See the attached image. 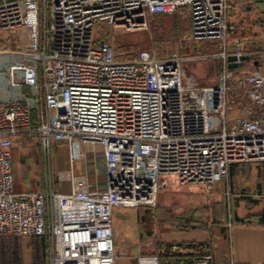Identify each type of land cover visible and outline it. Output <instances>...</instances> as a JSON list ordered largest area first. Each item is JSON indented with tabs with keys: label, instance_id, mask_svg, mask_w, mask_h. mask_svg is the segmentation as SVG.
I'll list each match as a JSON object with an SVG mask.
<instances>
[{
	"label": "built area",
	"instance_id": "obj_1",
	"mask_svg": "<svg viewBox=\"0 0 264 264\" xmlns=\"http://www.w3.org/2000/svg\"><path fill=\"white\" fill-rule=\"evenodd\" d=\"M264 1V0H262ZM229 0H0V237H31L46 245V264H117L116 208H155L168 178L212 195L235 164L264 165V72L240 73L245 52L229 45ZM181 13L190 37L217 51L123 59L95 33L98 23L141 31L148 19ZM16 44L14 50L9 44ZM216 60L220 71L204 85L187 63ZM20 142L51 159L55 143L74 159L79 146H99L105 187L91 191L85 176L73 189L15 190L12 149ZM175 255L192 251L169 246ZM192 264H208L201 248ZM138 264H161L138 256ZM181 264H190L182 262Z\"/></svg>",
	"mask_w": 264,
	"mask_h": 264
},
{
	"label": "rangeland",
	"instance_id": "obj_2",
	"mask_svg": "<svg viewBox=\"0 0 264 264\" xmlns=\"http://www.w3.org/2000/svg\"><path fill=\"white\" fill-rule=\"evenodd\" d=\"M190 30V20L181 13L149 18L147 27L141 31L114 29L106 23H98L95 27V33L110 42L123 59H134L144 50L160 57L172 53L190 56L218 50L215 45L195 43L190 37ZM13 33L21 40L27 38L26 31L21 28L15 31L0 29V52L6 49L4 39L13 37ZM15 48L12 40L9 49ZM258 49L264 62V46ZM186 66L204 85L215 83L220 71L218 61L213 59L187 63ZM19 153L21 162L15 167L17 184L24 185V190L42 189L52 178L56 185L53 158H47L39 148H20ZM223 184L226 190L228 184ZM214 195H208L200 185H182L170 177L155 208H116L114 225L120 230L119 238L129 247L128 251L142 246V250L150 254L162 245L163 236L169 232L204 228L211 209L216 205ZM46 248V243L40 239L0 237V264H46Z\"/></svg>",
	"mask_w": 264,
	"mask_h": 264
},
{
	"label": "crops",
	"instance_id": "obj_3",
	"mask_svg": "<svg viewBox=\"0 0 264 264\" xmlns=\"http://www.w3.org/2000/svg\"><path fill=\"white\" fill-rule=\"evenodd\" d=\"M229 2V45L234 47L240 43L246 57L240 65L241 69L239 66L237 70L240 73L264 72L263 57L258 49L264 46V1ZM56 145L57 149H52L53 173L57 181L56 185L53 184L55 191L70 192L73 189L71 175L85 176L91 191L105 187V162L101 147L81 145L74 151L75 158L72 159L67 145L55 143L53 148ZM20 148L26 147L17 142L12 149L15 190L18 193L43 190H24V185L17 184L15 167L21 162ZM223 183L228 184L226 190ZM214 194L216 205L211 209L207 223L203 224L204 228L169 232L163 236L160 247L172 244L209 247L212 259L208 264H264V165L256 162L233 165L229 179L218 183ZM119 234L120 230L114 225L116 247L125 254L117 264H138V256H158L162 252L158 248L147 254L142 246L128 251L129 247L120 240Z\"/></svg>",
	"mask_w": 264,
	"mask_h": 264
},
{
	"label": "trees",
	"instance_id": "obj_4",
	"mask_svg": "<svg viewBox=\"0 0 264 264\" xmlns=\"http://www.w3.org/2000/svg\"><path fill=\"white\" fill-rule=\"evenodd\" d=\"M241 69V66L239 67V70ZM169 246H162L159 247V250H161L162 252L159 253V258H160V262L161 264H174L177 262H189L190 264H192V262L195 259L201 258L202 253H201V248L200 246L197 245H188V249L189 250H193V253H190L188 255L185 256H181V255H175L170 253L169 251Z\"/></svg>",
	"mask_w": 264,
	"mask_h": 264
},
{
	"label": "water",
	"instance_id": "obj_5",
	"mask_svg": "<svg viewBox=\"0 0 264 264\" xmlns=\"http://www.w3.org/2000/svg\"><path fill=\"white\" fill-rule=\"evenodd\" d=\"M228 60H229V62H230L229 67H230L231 69H237V68L239 67L236 63H234V62L237 60L235 56H230ZM241 60H242V61H245V60H246V57H245V56H242V57H241Z\"/></svg>",
	"mask_w": 264,
	"mask_h": 264
}]
</instances>
